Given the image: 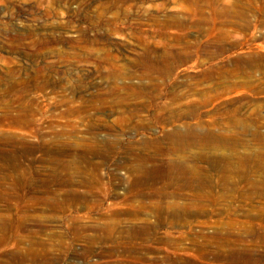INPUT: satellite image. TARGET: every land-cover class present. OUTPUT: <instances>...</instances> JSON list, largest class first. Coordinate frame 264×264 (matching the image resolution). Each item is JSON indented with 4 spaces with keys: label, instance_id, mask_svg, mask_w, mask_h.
Wrapping results in <instances>:
<instances>
[{
    "label": "rangeland",
    "instance_id": "obj_1",
    "mask_svg": "<svg viewBox=\"0 0 264 264\" xmlns=\"http://www.w3.org/2000/svg\"><path fill=\"white\" fill-rule=\"evenodd\" d=\"M187 125L213 186L136 183ZM165 258L264 264V0H0V264Z\"/></svg>",
    "mask_w": 264,
    "mask_h": 264
},
{
    "label": "bare ground",
    "instance_id": "obj_2",
    "mask_svg": "<svg viewBox=\"0 0 264 264\" xmlns=\"http://www.w3.org/2000/svg\"><path fill=\"white\" fill-rule=\"evenodd\" d=\"M183 129H184V131H183ZM183 129L182 130L173 129V133L170 134V138H172V139L178 138L177 139L178 147H176L174 149L175 152L173 151L174 154L172 155V157L176 156V158L175 159H172V158L169 159L165 163L166 168H154V167L153 168H150V167L146 168L143 166H142L143 168H131L132 170H134V169L136 170L137 177L134 179V181L136 183L160 179V180L166 181L167 185L168 184H174V183H177V184L180 183L181 187H183L186 190H189L190 192H193L194 194H197L198 192H204L202 190H204L206 187L207 188L210 187L213 184L212 181L209 179V177L207 175H205V173L202 171L201 168H197L194 164L188 162L187 160L182 159V154L186 150V149H184V147L186 145L185 141H186L187 137H189V136L198 137V135L200 136L201 135L199 133V131L201 129L200 125L199 126H188L187 125V126H184ZM208 135H210V134H208V133L205 135L202 134L200 136V138L198 139V141L206 142L205 137H208ZM212 143L213 142H210V144H212ZM242 161H244V160L237 159L236 161L232 160L231 162H229L225 158H217V160H215L216 166H219L218 168H215V169H216V172L218 174H221L219 183L221 184L222 187H227L228 185L230 186V184L234 185V182H231V180H230V178L232 179V177H230L232 174L233 175L236 174L240 179L247 181V183H250V179H251L249 177L250 170H248L247 168H243ZM245 169H247V170H245ZM260 169L261 168H258L257 171H259ZM139 207H141V206H139ZM171 211H174V214H177V208H171ZM229 250H232V251H230V253H231L230 259L233 261L236 259H238L237 261L246 260V262L250 260L251 254L244 255L246 252H244L242 250L237 251L236 249H230V248H229ZM44 253H43V255H44ZM241 256H242V258H241ZM47 257H48V255H47ZM37 260H39V259H37ZM163 261L166 262V264H187L186 262L169 261V259H167V258H165ZM36 263H38V262H36ZM140 263H138V261L133 262V264H140Z\"/></svg>",
    "mask_w": 264,
    "mask_h": 264
}]
</instances>
